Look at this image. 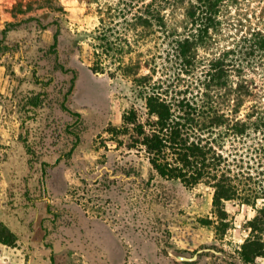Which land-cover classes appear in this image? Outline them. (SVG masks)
I'll return each instance as SVG.
<instances>
[{"label":"rangeland","instance_id":"rangeland-1","mask_svg":"<svg viewBox=\"0 0 264 264\" xmlns=\"http://www.w3.org/2000/svg\"><path fill=\"white\" fill-rule=\"evenodd\" d=\"M116 1L0 0V221L15 237L0 242V264H264L238 252L251 206L227 201L228 228L216 234L210 187L161 177L143 151L109 139L124 110L143 112L128 77L88 67L100 51L97 8ZM263 6L227 0L199 54L232 46ZM180 11L167 8V20L182 21ZM142 33L146 52L153 42ZM164 63L172 70L158 76L176 74ZM233 74L259 90L264 61ZM170 249L199 257L180 261Z\"/></svg>","mask_w":264,"mask_h":264},{"label":"trees","instance_id":"trees-1","mask_svg":"<svg viewBox=\"0 0 264 264\" xmlns=\"http://www.w3.org/2000/svg\"><path fill=\"white\" fill-rule=\"evenodd\" d=\"M226 2L117 0L104 10L99 6L94 47L100 51L94 50L88 67L94 73L128 77L142 101L143 112L132 105L122 112L118 126L107 129L109 139L118 147L143 151L161 177L185 187H210L216 234L228 228L227 201L251 206L248 236L238 252L244 263H252L264 257V81L258 90L233 72L243 68V61L263 64L264 6L255 25L232 46L200 55L201 48L213 45L212 33ZM167 8H181L183 20L169 22ZM144 29L153 42L146 52ZM169 61L176 74L158 76L159 69H171L164 63ZM0 242H15L1 221Z\"/></svg>","mask_w":264,"mask_h":264},{"label":"water","instance_id":"water-1","mask_svg":"<svg viewBox=\"0 0 264 264\" xmlns=\"http://www.w3.org/2000/svg\"><path fill=\"white\" fill-rule=\"evenodd\" d=\"M206 250H210L211 252H213L216 255H221V256H223L225 258H229L222 251H217L215 249H206ZM198 252H200V251H198ZM169 253L171 254V256H173L174 258H176V259H178L180 261H193V260H196L199 257L198 253H195L193 256L188 257V256H186V254L184 252L176 251L174 249H170Z\"/></svg>","mask_w":264,"mask_h":264},{"label":"crops","instance_id":"crops-1","mask_svg":"<svg viewBox=\"0 0 264 264\" xmlns=\"http://www.w3.org/2000/svg\"><path fill=\"white\" fill-rule=\"evenodd\" d=\"M1 11V10H0Z\"/></svg>","mask_w":264,"mask_h":264}]
</instances>
